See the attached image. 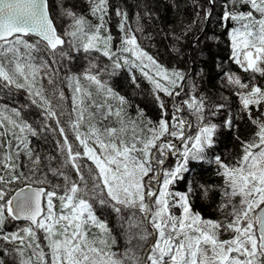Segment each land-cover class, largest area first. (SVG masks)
Segmentation results:
<instances>
[{
  "label": "snow or ice",
  "instance_id": "6c2138e0",
  "mask_svg": "<svg viewBox=\"0 0 264 264\" xmlns=\"http://www.w3.org/2000/svg\"><path fill=\"white\" fill-rule=\"evenodd\" d=\"M192 5L169 24L148 0L134 17L61 0L58 28L48 0H0V94L25 98L0 103V264H264V0ZM149 21L162 52L141 42ZM220 36L217 96L200 57ZM121 76L155 118L130 113Z\"/></svg>",
  "mask_w": 264,
  "mask_h": 264
},
{
  "label": "trees",
  "instance_id": "16d2710c",
  "mask_svg": "<svg viewBox=\"0 0 264 264\" xmlns=\"http://www.w3.org/2000/svg\"><path fill=\"white\" fill-rule=\"evenodd\" d=\"M176 2L180 5L179 10H175L171 7L173 0H148L149 4H153L158 9L160 17L163 18L169 24L175 23L181 15H183L186 18H191L193 15L192 0H176ZM63 3L65 5H73L76 10H79L80 7H82L83 4L86 3V0H64ZM112 3L120 4L122 7H126L129 11V15L134 17L137 11L136 5L138 3H142V0H112ZM78 5L80 6L79 9H77ZM53 7L54 6L52 5L51 9ZM50 13L52 12L50 11ZM60 26L61 25L57 23V27L59 28ZM208 28H209V35H211L213 26L209 25ZM112 29H113V33L115 34V17H113ZM146 31L151 33L152 38L147 39L145 37H140L142 44L147 48V50L153 53L157 51V48L152 46L155 44L157 46H160V51L162 52L163 51L162 42L166 43V41H164L163 33H160L158 28H153L151 26L150 21L146 24ZM215 32L217 35H220L219 29H215ZM225 39L226 38L224 36H220V40L218 41L217 40L207 41L206 42L207 48L200 57L201 60L206 61V65H202V66L205 68V71L209 73V76L206 80V86L209 89H213L216 92L217 96L219 95L220 89L218 88V81L214 80L213 77L216 71L215 63L218 62V60H216V57L224 56L225 54V45L223 43ZM137 75L139 76V74ZM213 85H217V87L213 88ZM145 86H146V82L142 84V88ZM116 88L117 91H119L122 95H125L131 101L132 108L130 109V111L132 113L135 114V108L138 105L140 108H143L145 110L146 115L155 118L157 109L152 97L148 94L147 91L142 92L140 89L134 91L132 87L128 86L123 76H121L118 79ZM66 94H67V90H66ZM225 94L227 95L228 93ZM15 98L16 96H14L11 100H9L8 97L6 98V96L0 94V103H8L10 106H19L21 103L25 102V98L23 95H20V99L17 101ZM2 99L4 101H2ZM70 103L71 100L69 94L68 104L70 105ZM241 131L242 132L244 131L243 125L241 126ZM33 140H34L33 146L35 148V151L40 153L42 159L44 156L48 155L49 153L53 155L55 154V146L49 145L50 141L48 142L36 141L35 138H33ZM231 148H232V144L230 140H225L220 145V150L224 151L226 154L227 152L231 151ZM206 168L207 165L203 167H198L194 165L193 172L202 180H208L210 182L216 181L217 178L211 172L206 171L205 170ZM193 202H194V208L200 210L205 217H211V218L216 217L217 212L215 205L209 199L193 198ZM16 223H23V222H16ZM42 235L43 234L40 233L41 237Z\"/></svg>",
  "mask_w": 264,
  "mask_h": 264
},
{
  "label": "rangeland",
  "instance_id": "374dc122",
  "mask_svg": "<svg viewBox=\"0 0 264 264\" xmlns=\"http://www.w3.org/2000/svg\"><path fill=\"white\" fill-rule=\"evenodd\" d=\"M50 1V11L52 12L51 14L56 18V21H57V23L58 24H60V25H62V23H67V21L63 18V17H61L60 16V5H61V0H49ZM54 1V2H53ZM63 2H64V0H63ZM52 5L54 6L52 9H51V7H52ZM79 5L77 6V9H79ZM61 27V26H60ZM7 98V97H6ZM16 101L17 100H19L20 99V95H17L16 96ZM14 99V100H15ZM6 100H8V99H6ZM10 100V99H9ZM2 101H4L3 99H2ZM130 111V110H129ZM130 113L134 116L135 114L134 113H132L131 111H130ZM49 145H51V146H54V143L53 142H49ZM50 154V153H49Z\"/></svg>",
  "mask_w": 264,
  "mask_h": 264
},
{
  "label": "flooded vegetation",
  "instance_id": "af4514ba",
  "mask_svg": "<svg viewBox=\"0 0 264 264\" xmlns=\"http://www.w3.org/2000/svg\"><path fill=\"white\" fill-rule=\"evenodd\" d=\"M179 187V186H178ZM216 216H217V214H216ZM214 218H216V217H214Z\"/></svg>",
  "mask_w": 264,
  "mask_h": 264
},
{
  "label": "water",
  "instance_id": "95a60500",
  "mask_svg": "<svg viewBox=\"0 0 264 264\" xmlns=\"http://www.w3.org/2000/svg\"><path fill=\"white\" fill-rule=\"evenodd\" d=\"M48 6H49V2H48ZM50 11V10H49Z\"/></svg>",
  "mask_w": 264,
  "mask_h": 264
}]
</instances>
